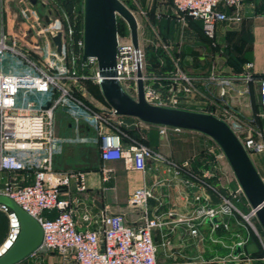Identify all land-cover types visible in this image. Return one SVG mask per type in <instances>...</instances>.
<instances>
[{"label": "built area", "instance_id": "2783aa9c", "mask_svg": "<svg viewBox=\"0 0 264 264\" xmlns=\"http://www.w3.org/2000/svg\"><path fill=\"white\" fill-rule=\"evenodd\" d=\"M171 1L179 18L200 19L203 31L209 37L214 36L216 21L240 18L238 13L227 14L224 8L237 6L242 0ZM37 2L54 3L53 0ZM60 19L61 30L49 31L39 47L37 57H32L29 52L17 46L15 40L8 41L4 33L0 35V57L15 56L22 65L19 71L0 70V194L11 198L41 226L42 241L35 251H52L68 256L71 258L69 264H159L155 257L157 248L152 232L161 222L149 216L147 203L153 196L149 187L143 185L136 188L128 199L130 206L140 209V222L137 225L128 224L120 214L103 210L98 218L100 226L95 230H77L70 200L61 196L60 186L69 178L73 179L74 187L78 191L86 189V184L82 171L61 176L52 169L58 143L55 131V110L58 107H65L71 117L82 119L96 131L102 160L121 159L128 167L145 173L148 169L147 161L161 159L162 156L136 139L129 138L124 144L126 134L123 127L135 123L115 114L112 107L106 110L94 108L67 83L68 80L83 76L78 75L76 71L77 60L82 58L83 53V26L77 25V13L70 15L64 11L60 14ZM57 31H61L62 53L57 51L52 40ZM84 62L82 61V64ZM86 62H96V59L88 58ZM143 65L140 45H133L130 34L126 36L117 32L115 70L122 87L132 96H137V69L140 68L145 99L153 104L174 106L175 96L167 100L156 87L145 83L147 74ZM246 67L247 70L251 69L253 62H246ZM94 76L98 81L97 65ZM176 79L179 81L178 92L193 91L194 85L189 75L181 73ZM31 90L45 93L46 99H20L19 96H24ZM259 101L261 115L264 117V72L263 76L259 77ZM224 121L238 136L248 154L264 152V141L257 140L252 135L240 137L237 132L239 126L226 119ZM159 127L161 134L166 133V130H181L167 126ZM76 140L86 141L87 138L82 136ZM168 163L175 175L188 166L187 162ZM3 173H18L23 181L27 178L31 180L27 183H16ZM195 179L201 181L198 177ZM202 186L213 188L206 183ZM242 196L245 197L240 186L225 195L219 194L221 202L218 206H200L195 215L197 218L211 219L213 216L240 213L248 221L255 212L252 208L249 214L240 212L237 202H240ZM198 198L197 195L196 199ZM0 211L6 215L8 225L6 235L0 243L1 257L16 242L20 221L16 212L8 205L0 203ZM45 211H56V214L48 217L44 215ZM223 225L227 227V224ZM252 227L258 235L262 251L258 260L264 263V238L257 233L254 225ZM191 233L197 234V228L191 227ZM242 243L244 241L238 242L237 245L241 246ZM256 261L257 259L248 254L230 252V258L223 259L221 264H256Z\"/></svg>", "mask_w": 264, "mask_h": 264}, {"label": "crops", "instance_id": "0c3cea01", "mask_svg": "<svg viewBox=\"0 0 264 264\" xmlns=\"http://www.w3.org/2000/svg\"><path fill=\"white\" fill-rule=\"evenodd\" d=\"M5 3L11 5L19 3L25 6L30 4L29 9L32 14L34 15L33 11L37 12V7L29 0H0V13L1 6ZM82 3L83 0L80 4L82 5ZM153 5L156 6L157 11H164V16L167 17V51H165L167 62L161 57L158 64L144 60L143 70L147 74L145 83L156 87L167 100L175 96L176 102L173 103L175 107L210 112L224 119L217 114V109L204 108L208 102L217 101L220 98L221 81L218 74L220 65L215 63L219 52V38L233 36L237 30L234 21L243 19L247 31V41L245 40L244 43L247 48H245L246 55L253 62L251 72L263 73L264 0H242L237 6L225 7L227 14L238 13L240 18L216 21L214 36L211 38L205 36L201 30L200 19L179 18L171 0H155ZM48 7L49 10L54 11L53 7ZM77 12L81 16L83 26L82 10ZM19 24L21 23L19 22ZM57 25L56 30H61L60 13ZM138 41L141 46L139 33ZM27 50L32 57H37L38 51L35 48L27 46ZM81 60L85 61L84 64H81L86 69L92 64L95 67L97 65L96 62H86L82 58ZM21 67L22 65L15 56L0 57V70L19 71ZM181 73L191 77L194 85L193 91L186 93L177 91L179 81L176 77ZM80 79L81 77L72 80L76 92L94 108L109 109L110 106L100 90L98 81H96L95 89H92L93 100L85 96L83 84L81 85L79 82ZM229 84L231 86H227L228 94L230 93L229 89H233V91L231 97H227L228 104L232 108L236 106L241 110V112L239 110L240 115L238 116L234 112L233 114L229 113L232 117L230 121L239 126L237 130L239 136L252 135L255 139L264 141V117L258 116L257 108L252 105L254 100L251 101V105L245 102L243 82L231 80ZM251 86L253 91L259 94V77L253 76ZM43 94L45 95L43 92L36 91L29 96L25 94L21 97L33 100L32 97ZM132 122L135 123L133 126H136L137 119L134 118ZM141 126L145 129L146 145L162 156L161 159L148 160V169L145 173L128 167L121 159L102 160L99 155L96 131L82 119H75L67 115L62 108L55 110V131L58 143L52 160V169L61 176L75 171H82L85 174L86 189L82 191L75 189L74 181L71 178L60 186L61 196L70 200L76 229L82 231L98 229L100 226L99 213L103 210L112 214H120L124 216L128 224L137 225L140 222V209L130 206L128 199L136 188L145 185L153 192V196L148 199L147 203L149 216L157 218L161 222V225L152 232L157 248L155 257L159 264H192L200 252L205 256L216 257L219 262L221 244L225 249L228 248L230 252L234 253L238 246L237 243L241 241L244 243L240 246V252L257 259L256 264H264L258 260L262 254L259 242L256 239L246 240L242 237L244 232L239 227L237 228L234 214L217 217L220 220L218 225L208 221L206 217H196L195 211L198 207H216L219 205V199L213 190L203 187L202 184H196L198 180L193 177V174L190 173L192 176L186 174L187 169L193 167V163L187 160L186 156H181V150L178 147L174 148L169 142V134L177 132H172L171 129L168 134L167 130L166 133L161 134L158 125L141 123ZM186 131L189 130H180V132ZM82 136L87 140H76L77 137ZM130 136L127 135L124 138V144L128 142ZM249 156L264 181V152H253ZM168 161L177 164L187 162L188 166L175 175L169 168ZM203 165L204 163L196 168V170L202 171L200 175L209 176L210 179L216 176L214 165H209L208 170H204ZM3 175L16 183H27L31 180L27 178L23 181L18 173H3ZM226 188L225 192L228 193L231 188ZM197 195L198 199H196ZM55 214L56 211L44 212V215L48 217H53ZM179 218L184 220L179 221ZM224 223L230 229L225 233V237L221 238V229L225 228ZM191 227L197 228V234L191 233ZM7 228L6 215L0 211V243L6 235ZM70 261V257L56 252L37 250L15 264H69Z\"/></svg>", "mask_w": 264, "mask_h": 264}, {"label": "rangeland", "instance_id": "374dc122", "mask_svg": "<svg viewBox=\"0 0 264 264\" xmlns=\"http://www.w3.org/2000/svg\"><path fill=\"white\" fill-rule=\"evenodd\" d=\"M26 1V0H25ZM135 14L138 22V33L141 38V49L143 52V59L150 61H158L157 56H160V51H167V17L164 16L165 12L156 10V6L153 5L155 0H122ZM28 2V1H27ZM54 3L41 4L40 2L34 3L37 7V12L33 11L34 15L30 11V4H17L11 5L6 4L1 6L0 13V34L3 33L6 36V39L9 41L15 40L16 45L21 49L26 50L27 46L31 48H35L38 51V48L44 41V39L48 36L49 31H53L57 29L58 22V14L59 12L55 9V0ZM53 7L54 11L49 7ZM122 20V29L124 35H129V28L126 21L119 16ZM19 22L21 24H19ZM234 25H236V31L233 36H225L220 37L219 41V52L218 56L215 59V63L219 64V79H220V98L207 103L209 109H217V114H219L222 118L226 120H231L230 114L240 115V108L229 106L227 97H231V93L233 89H229L230 93L228 94L227 86L231 84V80L242 81L243 82V94L245 95V102L248 105H251V101H253L252 105L257 108L258 116L263 117L261 115V107L259 101V94L253 91V87L251 86L253 75H251V69L247 70L246 62L250 61L247 53V48L244 43L247 36V31L245 29V22L243 19L234 21ZM9 32V33H8ZM211 38V37H209ZM217 43V42H215ZM246 48V49H245ZM29 52V50H27ZM95 65H90L89 68L78 69L76 68L78 75L81 79V85L83 84V92L85 96L94 100L92 89H95L96 78L94 76ZM11 71V70H10ZM250 74H248V72ZM253 74V73H252ZM72 89H75V86L72 80L67 81ZM235 90V89H234ZM36 91H28L26 96ZM42 94V93H38ZM135 96V94H133ZM22 99L21 96H19ZM31 97V96H30ZM28 99V98H27ZM35 101H44L46 99V94L32 97ZM230 102V100H229ZM212 104V106H210ZM62 108L64 112L70 116L68 110L65 107ZM240 110V112H239ZM136 129L140 130L142 128L141 122L137 120ZM172 132H177L174 134H169V142L175 148H179L181 150V156H186L187 160L192 163L199 157L203 159V169L208 170L209 165L215 166V174L212 179L209 176L200 175L202 171H198L193 167H190L191 171L197 175V177L203 182L207 183L210 187V190H213L216 196L218 197L219 203L221 199L220 195H225L226 187L231 188V190H235L239 187V184L232 172V169L226 160L224 154L222 153L220 147L216 144L214 140H212L207 135H204L199 132H180L171 130ZM169 132V131H168ZM167 132V134H168ZM146 140V139H145ZM189 169V170H190ZM194 169V170H193ZM213 180L211 183L208 180ZM205 184L201 183V181H197L196 184ZM230 190V191H231ZM237 207L243 214H249L251 210V206L246 200L244 196H242L240 202H237ZM237 228L241 229L244 232L242 235L243 238L247 239H256L258 241V235L254 231L252 225L255 226L257 233L264 238V231L262 230L260 224L257 221L255 215H251L249 220L247 221L240 213H234ZM227 229V230H226ZM230 228L221 229V238L225 237V233L229 231ZM224 233V234H223ZM240 237V238H242ZM231 246V244H230ZM202 249L201 247H199ZM202 251V250H200ZM221 255L219 256V262L216 257L212 258L210 255L205 256L202 255V252L198 253L197 259L194 260L192 264H221L223 259L228 260L230 258L229 249H225L223 245L220 246ZM225 252V253H223Z\"/></svg>", "mask_w": 264, "mask_h": 264}, {"label": "water", "instance_id": "95a60500", "mask_svg": "<svg viewBox=\"0 0 264 264\" xmlns=\"http://www.w3.org/2000/svg\"><path fill=\"white\" fill-rule=\"evenodd\" d=\"M75 8L83 13L82 59H96L100 90L115 114L132 117L146 124L196 131L214 140L228 161L264 231V181L229 124L210 112L150 103L144 97L140 68L137 69V96L129 94L116 77L117 18L120 16L126 21L130 39L133 45L138 47V22L135 14L122 0H83L82 5L77 4ZM52 40L57 51L62 53L61 31H57ZM0 203L14 210L20 221L16 242L0 257V264H15L40 247L42 229L39 223L11 198L0 194ZM207 220L220 223L217 216ZM238 252L240 246H236L234 254Z\"/></svg>", "mask_w": 264, "mask_h": 264}, {"label": "trees", "instance_id": "16d2710c", "mask_svg": "<svg viewBox=\"0 0 264 264\" xmlns=\"http://www.w3.org/2000/svg\"><path fill=\"white\" fill-rule=\"evenodd\" d=\"M80 2H82V0H55V6H56L57 11L60 14L62 12H64V11L67 12L68 14H70V15L74 14V13L75 14L77 13V18H78L77 25L80 27V26H82V19H81V16L79 15V12H77L76 8H75V6L77 4H80ZM121 22H122L121 18L118 17L117 18V30H118L119 33H123L122 23ZM201 30L203 31L202 26H201ZM203 33H204V31H203ZM205 36H207V35L205 34ZM207 37H209V36H207ZM159 54H160V56L159 57L157 56V60L158 61H155V62L151 61V62L158 64L160 57L165 62H167V53L164 50H162V51H160ZM81 61H82L81 58H78L77 64H76V68H78L79 70L80 69H85L86 70L85 66L84 67L82 66V64H81L82 62ZM148 61H150V60H148ZM253 76L261 77V76H263V73H258V74L257 73H253ZM77 94L82 98V96L79 93H77ZM124 118H126V120H128V122L129 121L132 122L134 120V118H132V117L124 116ZM123 131L126 134L125 137H127V135H131L130 138L139 140V141L143 142L144 144H146V142H145L146 136H145V129L144 128H141L140 130H137L135 126L128 125L126 127H123ZM202 157L197 158L193 162V168L194 169H196L198 167V165L203 163ZM190 173L194 175L193 177H195V178L197 177L192 171H189L187 169V173L186 174L192 176ZM208 181H210L211 183L214 182L213 180H210V179Z\"/></svg>", "mask_w": 264, "mask_h": 264}]
</instances>
